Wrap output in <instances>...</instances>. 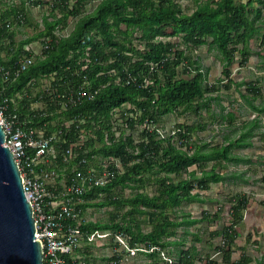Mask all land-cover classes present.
<instances>
[{"label": "trees", "instance_id": "16d2710c", "mask_svg": "<svg viewBox=\"0 0 264 264\" xmlns=\"http://www.w3.org/2000/svg\"><path fill=\"white\" fill-rule=\"evenodd\" d=\"M73 1L74 5H70L71 0H22L20 4L9 5L0 0V107L4 108L8 119L16 116L20 123L27 121L23 125L25 129L42 130L46 139L51 138L50 146L56 152L54 163L51 166L38 165L35 167L37 173L64 170L71 177L74 168L85 173V193L72 196L74 200L67 213H61L62 207L51 204L54 198L64 199L59 184L52 192L54 198H45L41 203L42 212L54 218V228L51 229H58L59 226L65 232L68 228L79 229L85 239L96 231H110L113 235L120 233L125 235L129 248L136 249L139 255H145L158 264L161 252L172 256L170 247L184 245L183 241L171 240L178 236V230L199 222L179 218L177 210L184 203L198 200L199 195L193 193L195 189L206 191L211 184L225 181L222 173V170L228 169L225 163L243 161L234 156L232 150L249 144L244 143V139L249 138L246 136L252 133L257 122L249 124L239 140L229 139L225 146L208 148L207 145L192 142L198 131L206 129L207 125L201 122L179 124L169 138H162L157 128L146 129L135 141L131 137L118 140L107 119L116 109L128 104L133 107L128 115L136 116L129 119L132 121L129 124L131 128L146 121L154 127L163 117L172 114L183 116L192 113L201 117L203 110L210 113V104L215 99L207 96L218 93L223 80L209 84L208 73L203 72L198 61L181 50V43L154 40L157 37L180 38L187 47L199 48L208 44L216 49L220 54L224 80L227 81L221 87L230 89L234 84L231 66L236 54L241 58V68L248 65L253 55L250 41L261 33L258 25L264 24V0H195L198 5L191 14L184 13L175 0H100L90 14H86V8L94 0ZM28 4L34 8L49 7V16L43 17L42 26L32 18ZM49 17L53 20L49 21ZM70 18H78L74 31L56 43L53 32L60 26L66 28ZM121 24L127 30L122 32L121 42H114L110 29L113 26L119 29ZM136 27L141 29L142 40L146 42L147 50L144 52L133 46L131 36ZM23 28L33 29L34 34L18 41L17 36ZM99 36L103 37L104 45L103 41L96 39ZM49 38L53 41L47 49H43L42 57L26 50V46L39 41L47 46ZM261 46L264 47V33ZM87 47H92L90 62L87 64L82 59L78 64ZM134 56L141 59H133ZM27 58L31 59V63L21 70ZM85 65L87 68L83 69ZM67 67L70 69L66 70ZM112 69L116 72L110 75ZM184 75L187 78L182 77ZM125 76L127 79L120 84L110 82ZM129 77L136 80L130 81ZM44 78L53 79L47 90L34 96V87L40 85L39 81ZM146 78L148 86L144 85ZM55 88L60 95L56 103ZM82 88L91 93L92 98L82 99L81 104H69L72 92L78 93ZM247 92L253 96L261 94L257 83H249ZM39 101H43L44 109L32 107ZM64 102L68 105L62 110ZM252 107L259 113L264 112V106ZM223 118L232 122L235 120L232 113ZM72 121L71 129L67 130L64 123ZM105 131L110 135L107 141ZM85 133H95L97 140L87 143L90 147L88 153L79 151V159H69L68 151L72 143ZM34 137L39 139L38 134ZM174 138L180 141L179 147L173 143ZM35 152L36 149H30L28 153L33 156ZM83 159L89 163L80 165ZM114 159H120L124 173L114 172L119 171ZM106 163L113 178L98 186L96 180L104 173ZM193 166L196 169L188 171ZM184 174H187L186 178ZM150 185L155 187L152 195L147 192ZM126 190L132 191L129 197L124 195ZM232 203V224L214 233L215 237L222 238V245L217 250L224 253L223 258L228 264H249L251 259L244 256L240 261L231 262V249L239 237L237 228L243 226V211L247 209L248 199L240 194ZM89 208H112L110 220H86L84 215ZM171 213L174 217L170 216ZM214 218L219 217L216 215ZM144 223L151 225L150 232H143ZM194 240L201 242L198 235L194 236ZM112 241L110 239L111 246ZM85 242L83 240V249L75 248L76 255H63V258L71 263L77 254H82L88 261L86 255L90 247ZM114 247L119 248L120 245L115 244ZM196 252L195 245L185 251L178 250V264H195ZM122 253L116 250L111 259L120 261ZM207 260V264H217Z\"/></svg>", "mask_w": 264, "mask_h": 264}, {"label": "rangeland", "instance_id": "374dc122", "mask_svg": "<svg viewBox=\"0 0 264 264\" xmlns=\"http://www.w3.org/2000/svg\"><path fill=\"white\" fill-rule=\"evenodd\" d=\"M5 1L10 5L12 3L20 4L22 0ZM45 1L49 2V0ZM179 1L188 10V13L193 11L195 0ZM98 3V0L90 2L86 8V13H92ZM71 4L73 3L71 2ZM41 9L29 7L32 18L38 23L43 14H46L49 10L47 5ZM76 22L77 18H70L67 22V27L62 28L57 34L62 37L69 36L74 31ZM261 27L264 29V24H261ZM20 31V34L17 36L18 41H22L34 34L31 28H23ZM263 33H259L250 41L253 55L246 67H239L241 58L239 54H236L235 61L231 66V79L234 84L230 86V89L221 87L225 86L227 81L224 80L220 54L216 49L210 47L208 44L199 48L187 47V45L183 44L182 39H171V41H175L178 44L181 43V50L199 62L203 72L208 73L207 81L209 84H217L220 80H223V82L219 84L220 91L218 93L207 96L215 99L210 104V113L203 110L201 117L192 113L183 116L179 114L165 116L154 127L158 129L161 136L168 138L176 131V127L179 124L193 125L201 122L207 125L206 129L198 131L192 138V142L198 145H207L208 148H211L217 145L225 146L229 143V139L232 141L239 140L242 133L247 131L246 127H249L253 121L257 122V126L252 129V133L247 134L246 137L249 138L244 139V143H249L250 145L248 144L242 148L232 150V154L243 161L238 164L225 163L228 167L227 170H222L225 181L223 183L211 184L210 189L206 191L195 189L193 193L199 195L198 200L184 203L177 210L176 215L179 218L194 219L199 222L190 227L183 226L178 230V236L173 238L172 241H183L184 245L170 247L173 253L172 256H169L165 251L161 252L158 264H178V250L185 251L193 245L197 248L194 257L195 264H207V259L215 261L217 264H228L223 258L224 253H220L217 250L222 245V238L215 237L214 233L220 232L224 227L232 224L233 220L230 216L233 206L232 202L240 194L246 196L248 206L243 211V226L237 228L239 237L231 249V262L240 261L244 256L251 259L249 264H264V112L259 113L252 107L264 106V47L261 46ZM28 48L36 56H40L42 44L39 41L32 43ZM179 69L181 71V68ZM52 79H41L39 81L40 85L34 87L33 95L35 96L38 92L43 93L44 89L47 90ZM249 83H257L261 94L258 96L249 94L247 92V85ZM237 84L241 85L237 86ZM32 107L38 110L45 108L43 101L33 104ZM230 113L235 116L233 122L223 118H227V115ZM136 129V131H133V134L137 139L138 136L141 137L140 131L143 129V126H138ZM173 143L177 147L180 146V141L177 139ZM192 169L196 168L193 167ZM184 177H186L185 174ZM154 189V185H150L147 192L152 195ZM131 193V190H126L124 195L130 196ZM110 211H112V208H89L84 218L93 222H106L110 220ZM126 211L127 208L125 209ZM216 215L219 218L215 220L213 217ZM170 216L174 217V214L171 213ZM204 216H208L209 218H205ZM121 222L122 220L120 219L119 223ZM142 229L143 232L147 233L152 230V227L144 223L142 224ZM195 235L199 236L201 242L194 240ZM109 243L110 239L108 238L101 243L104 244L102 250L96 247L90 248V252L86 255L89 264H115L116 260L111 259L115 253L114 249L119 254L123 252L122 258L117 264H155L152 259L145 255H139L136 249L131 250L128 247V240L125 235L122 237L120 243L122 246L120 248H115L113 241L112 246Z\"/></svg>", "mask_w": 264, "mask_h": 264}, {"label": "built area", "instance_id": "2783aa9c", "mask_svg": "<svg viewBox=\"0 0 264 264\" xmlns=\"http://www.w3.org/2000/svg\"><path fill=\"white\" fill-rule=\"evenodd\" d=\"M71 2L73 4H71ZM70 5H74L75 1L71 0ZM29 7V4H28ZM40 8V7H36ZM49 9V7L47 6ZM40 10H42L40 8ZM88 14V13H86ZM49 16V10L46 14L42 16L39 21V24L42 25L43 17ZM60 16V15H59ZM49 21H52L53 18L49 17ZM62 27H57L56 30L53 32L55 34L56 43L65 37L59 36L57 33L60 32ZM63 32V31H61ZM47 46L42 44V51L43 49H47L50 43L53 41L51 38L47 39ZM30 45L26 46V50L31 51L28 48ZM42 51L40 56L42 57ZM83 60L87 63L90 62V49L88 48L85 51V58ZM31 63V59L27 58L24 60L22 64L21 70H24L29 64ZM86 67V66H85ZM83 67V68H85ZM85 88H82L78 93L72 92V95L69 99V104L77 105L81 104L82 99H89L92 98L91 93L87 92ZM57 89L55 88V103L57 102L58 95ZM2 94V89L0 85V97ZM84 101V100H83ZM67 103H62V110L67 109ZM72 122H65L64 126L66 129H71ZM0 124L2 125L3 129L6 132V145L11 150L14 155L15 160L19 164L20 170L23 174L24 178V185H25V193L27 198L31 201L34 211H35V219L37 222V238L42 243V248L44 252V264H89V262L85 259L82 254H77L74 260L69 263L64 258L63 255H76L75 248L83 249L84 245L83 240H86L85 245L96 248H101L104 244H101L105 239L113 238V245L120 244L122 240V234H114L110 231L108 232H101L96 231L91 233L89 236L84 238L82 233L79 229H69L68 232L59 226L58 229H53V219L47 217L42 212V205L41 203L45 198H54L53 191H55V187L59 186L62 188L61 195L64 199L59 200L58 198H54L52 201L53 207H62L61 213L68 212L71 209L70 204L73 202L74 195L84 194L86 190V177L83 174V171L76 170L74 168L73 175L68 177L65 174L64 170H61L59 173L55 171L48 172L47 170H42L39 173L36 172L35 167L38 165H48L51 166L54 163V159L56 157V152L54 148L50 146L51 138L46 139L44 137V131L35 129V130H28L23 127V125L27 124V121L21 122L18 120L16 116L12 119H8L5 116L4 108L0 107ZM148 122L144 124L143 130H150ZM38 134L39 139H35L34 135ZM56 137V133H55ZM53 138V136H52ZM97 140V135L94 133L82 134L76 140L75 143H72V147L68 151L69 159L77 160L79 159L78 153L85 152L88 153L90 151V147L87 146V143L90 140ZM107 141V138H106ZM85 148V150H83ZM30 149H36V152L33 156L29 155ZM92 158V156H91ZM67 161V159H65ZM89 163L87 159H83L80 161V165ZM110 162V161H109ZM90 173V171H89ZM91 173H94V169H91ZM113 178V175L108 170V164L104 165V173L100 175V177L96 180V184L98 186H103L108 183ZM60 179V181H58ZM65 197H67L65 199ZM73 209V208H72ZM65 214V213H64ZM61 217L62 215L59 214ZM68 216V215H67ZM51 227H53L51 229ZM135 250V249H131ZM116 251V250H115ZM96 253V252H95Z\"/></svg>", "mask_w": 264, "mask_h": 264}, {"label": "water", "instance_id": "95a60500", "mask_svg": "<svg viewBox=\"0 0 264 264\" xmlns=\"http://www.w3.org/2000/svg\"><path fill=\"white\" fill-rule=\"evenodd\" d=\"M0 124V264H44L37 222L23 174Z\"/></svg>", "mask_w": 264, "mask_h": 264}, {"label": "clouds", "instance_id": "9594fccd", "mask_svg": "<svg viewBox=\"0 0 264 264\" xmlns=\"http://www.w3.org/2000/svg\"><path fill=\"white\" fill-rule=\"evenodd\" d=\"M95 1V0H94ZM99 1V3H100V0H98ZM241 1V0H240ZM243 2H247L248 0H242ZM181 1H179V0H175V3L176 4H178V5H180V7H181V9H182V11H184V13H188V10H186L185 8H184V5L183 4H181L180 3ZM99 3H98V5H99ZM97 5V6H98ZM198 4L196 3V2H194V6L196 7ZM96 6V7H97ZM30 7V6H29ZM195 7H194V9H195ZM193 9V10H194ZM28 10H29V8H28ZM193 12V11H192ZM191 12V13H192ZM191 13H189V14H191ZM90 14V13H89ZM263 20H264V16H263ZM77 21H78V18H77ZM111 24H112V22H110ZM42 26V25H41ZM259 26V28H260V31L261 32H264V29H262V27H261V24H259L258 25ZM43 29V28H42ZM127 30V28H126V26L125 25H120V27H119V29H117V28H115L114 26L110 29V32H111V34H112V36H113V41L114 42H121V40L123 39V35H122V32H124V31H126ZM133 34H132V36H131V39H132V42H133V46L134 47H136L139 51H141V52H144L145 50H147V48H146V42L144 41V40H142V31H141V29L140 28H138V27H136V28H134L133 29ZM101 35V34H100ZM68 37V36H67ZM97 40H99V41H103V45H104V39H103V37L102 36H99L98 38H96ZM171 39L172 38H167V37H157L155 40H154V42H163V43H165L166 41H171ZM173 39H175V38H173ZM41 43H42V41H41ZM105 44H106V42H105ZM106 47H107V44H106ZM90 49V55H91V52H92V47H87V49ZM108 48H112V47H108ZM86 49V50H87ZM252 49V48H251ZM85 50V51H86ZM85 51L83 52V57H81V59L78 61V64H81V61H82V59L83 58H85ZM127 55H129V56H132V54L130 53V54H128L127 53ZM133 59H141V58H138L137 56H134V58ZM85 63H87V62H85ZM88 64V63H87ZM86 66V65H85ZM85 66H83V67H85ZM150 66H152V67H154V66H156V64H150ZM82 67V68H83ZM87 68V66L85 67V68H83V69H86ZM70 69V67H67L66 68V70H69ZM116 71H115V69H112V70H110V72H109V74L111 75L112 73H115ZM127 79V77L125 76L124 78H120V77H118V78H116V79H114V80H111L110 82L112 83H115V84H120L121 83V81H124V80H126ZM128 80H130V81H134V80H136V78L135 77H129L128 78ZM127 82V81H126ZM145 83H144V85L145 86H148L149 85V83H148V78H146V80L144 81ZM129 106H126V107H124V106H122V108H118V109H116L113 113H112V116H111V118H109V119H107V122L111 125V127H112V130L114 131V136L118 139V140H121V139H126V138H128V137H131V138H133L135 141H137L138 139H139V136H138V138L136 139V137L134 136V134H133V131H136L137 129H136V127H138V126H144V124L146 123V122H148V121H146L144 124H142V125H139V124H135L134 125V127L133 128H131L130 127V123L132 122V121H130L129 119H135V115H133V114H131V115H128V113L130 112V111H132V109H133V107H131L130 106V104H128ZM127 108V109H126ZM141 113V112H140ZM139 115V114H138ZM129 117H131V118H129ZM154 127H156V126H154ZM154 127H152V126H149V128L150 129H152V128H154ZM123 129V133H122V131H120L119 129ZM143 129H144V127H143ZM141 130L140 131V133L142 132V131H145V130ZM119 130V131H118ZM174 133H175V131H174ZM174 133L173 134H171L170 136H172V135H174ZM104 135H105V139L106 138H109L110 137V135H109V133L107 132V131H105V133H104ZM169 136V137H170ZM168 137V138H169ZM162 138H164V137H162ZM175 139H177V138H174L173 139V142H174V140ZM92 140V139H91ZM178 140V139H177ZM90 142V141H89ZM94 143H95V141H94ZM114 143V142H113ZM114 161H115V163H116V165H117V167H118V170L119 171H114V172H118V173H124V172H122L121 171V169H122V166H121V164L120 163H122L121 161H120V159H117V160H115L114 159ZM193 167H195V166H193ZM193 167H191V168H189L188 169V171H192V170H195V169H192ZM196 168V167H195ZM190 169H192V170H190ZM186 175V177H187V174H185ZM185 177V178H186ZM127 197H129V196H127ZM121 224V223H120ZM123 236V235H122ZM114 237H111V239H113ZM173 239V238H172ZM171 239V240H172ZM104 240V239H103ZM105 241V240H104ZM120 245V244H119ZM120 246H122V245H120ZM120 248V247H119ZM130 249H133V248H130ZM118 262H120V261H118ZM117 262V260H116V262H115V264H117L118 263Z\"/></svg>", "mask_w": 264, "mask_h": 264}]
</instances>
